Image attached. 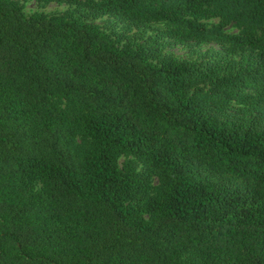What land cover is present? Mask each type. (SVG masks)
I'll return each instance as SVG.
<instances>
[{"label":"trees","instance_id":"obj_1","mask_svg":"<svg viewBox=\"0 0 264 264\" xmlns=\"http://www.w3.org/2000/svg\"><path fill=\"white\" fill-rule=\"evenodd\" d=\"M209 9L264 41V0L101 6L174 24ZM187 25L194 38L254 44ZM195 73L121 51L79 19L27 17L0 0V264H264V131L220 122L210 94H189ZM122 154L139 155L162 192L151 195L132 164L120 168ZM196 158L244 183L221 188Z\"/></svg>","mask_w":264,"mask_h":264},{"label":"rangeland","instance_id":"obj_2","mask_svg":"<svg viewBox=\"0 0 264 264\" xmlns=\"http://www.w3.org/2000/svg\"><path fill=\"white\" fill-rule=\"evenodd\" d=\"M27 17L40 15L61 21L79 19L108 36L121 51H142L156 66L167 60L188 63L196 73L191 78L190 93L210 94V111L220 122H235L244 131H264V41L262 29L245 26L224 17L217 16L209 9L202 16L187 15L184 23L152 21L143 16L115 15L101 10L103 0H11ZM150 1V0H148ZM191 22L205 28H216L226 35L245 36L254 44L235 47L216 39L194 38ZM240 78L238 84L230 80ZM53 101L62 109L74 110L65 97H54ZM81 136L77 141L81 143ZM197 165L221 188L230 189L244 181L232 175L224 167L210 161ZM128 164L146 178L149 193L162 192L161 178L153 173L139 155L122 154L118 165L124 169ZM254 185L257 182L252 181ZM40 188V181L35 182ZM149 218V216H146ZM189 258L190 255L185 256Z\"/></svg>","mask_w":264,"mask_h":264}]
</instances>
